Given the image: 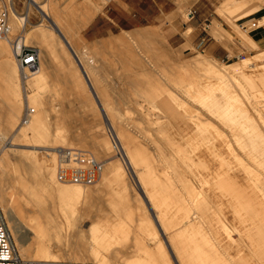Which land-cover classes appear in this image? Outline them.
I'll list each match as a JSON object with an SVG mask.
<instances>
[{
	"label": "bare ground",
	"instance_id": "1",
	"mask_svg": "<svg viewBox=\"0 0 264 264\" xmlns=\"http://www.w3.org/2000/svg\"><path fill=\"white\" fill-rule=\"evenodd\" d=\"M5 1L11 7L10 35L0 37V143L12 138L23 147L0 152V201L21 257L91 264H264L263 52L226 63L201 50L183 61L152 27L88 44L83 31L104 0H26L23 12L15 0ZM33 7L51 26L26 28ZM15 36L21 45L40 46L39 65L22 69L25 85L12 51ZM239 40L257 45L249 33ZM53 52L81 66V76L69 72L66 83L80 89L77 97L86 84L93 88L121 145L96 141V131L68 135L47 126L49 96L41 93ZM110 57L131 63L142 77H109ZM101 69L102 77H96ZM121 83L132 87L115 86ZM26 99L37 109L20 126ZM122 102L141 105L137 123L117 107ZM46 145H86L97 150L90 151L97 159L121 146L127 161L103 163L102 178L92 187L67 183L58 178L56 152L37 149ZM29 213L38 214L34 223Z\"/></svg>",
	"mask_w": 264,
	"mask_h": 264
},
{
	"label": "rangeland",
	"instance_id": "2",
	"mask_svg": "<svg viewBox=\"0 0 264 264\" xmlns=\"http://www.w3.org/2000/svg\"><path fill=\"white\" fill-rule=\"evenodd\" d=\"M39 1H47V0H39ZM58 1H60L61 4H64L66 3L67 0H58ZM104 1H105L104 5L101 7L100 10L97 11L92 21L83 31L82 38L88 44L89 43L95 44V42L97 43V41L100 42L102 40L110 39V37L112 38L114 36L124 34L125 33L124 30H128V31L130 30V32H133L141 28L152 27L157 31L158 30L161 31L158 33L163 32L161 36L164 35L162 37H164L165 42L167 41L166 42L167 44L166 43L165 44L167 49L169 48L168 51L172 52L174 56L176 55L175 56L176 58H179L183 61L184 59L185 60L191 59L195 55L199 54L201 50H204L206 53L211 54L217 60L226 63L237 62L241 58L245 57L246 55H250L251 53L260 54L263 52L262 54H260L261 57L259 61L260 62L264 61V46L259 47L258 45H256V46H252V49H248L243 46L244 43L242 41L238 40L239 38H241L242 34H248V32L252 30V29H247V31H245L246 28H244L243 26L249 24V22H251L256 17H253L247 21L242 22L239 26L236 27L231 26L229 28L224 27L217 20H213L212 24L208 20L204 25L206 28L205 30L203 29V25L198 26L199 22L196 21V19H198L197 16L201 14H203V16L205 17H209V19L211 20L210 13H211V8L213 6L216 9V12L220 14L225 21L231 23L233 21L232 18L234 16L236 17V15L242 18L241 16L242 13L246 14V12L250 11L252 8L255 9V7L257 9L255 10L252 9L253 11L258 10L260 7H264V0H156V4L155 3L153 4L152 2H150V0H133L135 1L134 7H136L139 10L140 14L141 13L146 14V17L141 19L140 24H138L137 26H129L126 23H124L125 26L123 28L117 26V27H112V30H107V27H105L106 29L103 30L101 29L98 32V34H94L92 30H89V27L93 22V20L95 19V17L104 10V8L107 6L110 0H104ZM15 5L19 11L23 12L26 7V0H15ZM191 10H194L196 12L195 13L196 17L193 19H190V15H189ZM263 14L264 13H260L257 14L256 16H261ZM41 22H44L50 26L52 23L50 20L43 19V11L33 7L31 14V23H28L26 28L27 29L33 28L35 24H39ZM107 24L108 26H111L113 22L108 21ZM52 36L53 37L51 38V41L52 42L56 41L55 39H57V37L55 35ZM158 39L156 40V45H159L160 47L163 43L161 40ZM213 40H215V43L213 42ZM6 43L8 44L7 41ZM27 45L36 46L40 49V46L36 43H29ZM52 48L55 49L56 47L52 46ZM226 52L228 53V55H225ZM57 55H59L57 52H53L51 54L52 58L50 57V61L52 63L49 62L50 64L48 67L50 68V71H48L47 69L49 75L47 79H45V82H43L44 87H43V92L41 93L42 97H44L45 95L49 96L48 97L49 100L47 104V107L49 109L46 120L47 126L50 127L51 129L56 128L61 131H65L64 133H67L68 135H70L71 133L81 134V135L94 134L96 131L98 134L96 141L102 142L104 144L106 141H109L110 144L118 143L119 145H121L120 141L117 138V134L115 130L109 125V122L105 117V112L103 110V107L101 106V101H100L101 99L97 95H95V93L93 92V88L91 89V86L89 84H86V86L84 87L85 89L84 88L81 89L82 90L81 92L83 94L81 95V97L78 96L79 97L78 98L75 95V93L80 89L79 88L74 89V87L71 84L66 83L65 78L71 74L73 76L76 75L77 77L81 76L80 75L81 66L77 63L72 65L70 61L71 60L70 56L68 55L61 57L62 59H64L63 61H61L62 59L60 58V56L58 57ZM3 59L4 57L0 56V62ZM101 59H102V53L99 54V60ZM108 60H110V63L113 64V65L112 64L108 65L107 67L110 71H112V73L109 74V77L115 78L118 81L119 79L120 80L122 79L121 81H125L131 78L136 79L142 77L141 75L135 72L136 69L131 63L130 64L125 63V65L124 63L119 64L116 63V61H114L113 57H110ZM172 62H174V60H172ZM98 63H100V61ZM112 66L114 67L112 68ZM78 67L79 70L77 69ZM51 68H54V70ZM69 69H71L72 71ZM74 69L77 71H75ZM22 71L23 70L21 68L20 74L22 81H24L23 83L25 85V78ZM127 71L130 72L133 71V72L130 73L128 76L126 74L122 76L120 75L123 74V72L125 73ZM69 72L71 74H69ZM114 72L118 75H116ZM99 76L100 78L102 77V69L98 72V76L96 75V77ZM0 80H1V75H0ZM115 86L123 87V88H127V86L132 87L130 84H126V83H121L120 85L116 84ZM26 94L27 91L25 90L24 96ZM136 98H138V95L136 96ZM138 100L141 102V103L139 102L140 104L143 103L142 98H138ZM121 104L122 105L118 104L119 106L117 107H120L121 111L126 112L129 115L128 116L126 113H124L128 117V119L130 118V120H132L131 118H133L134 120L137 118L138 116L137 109L141 107L140 104H139L140 106H138V104H135L134 106L133 103H129V102L126 103L122 102ZM28 106L37 109V106L33 104L29 105L26 99V103L23 106L21 117L18 122V125L20 126L24 123L23 114L28 108ZM126 116L123 115L122 117L127 118ZM134 121L137 123L138 120H134ZM7 140L3 141V143H0V152H2L6 148L17 147V146L23 147L21 145L13 144L12 138ZM51 146L52 145L50 146L46 145L45 147L43 146L44 148L38 147L37 149L39 151L41 149L42 152L44 151L47 152L49 150L55 151V148H52ZM78 146L87 149L97 155L96 149H92L91 147L86 145H78ZM98 159L102 160L104 164H106L107 162L116 161V159L118 162L121 160H124V162L127 161L126 154L122 150L121 146L120 147L118 146V149L113 150L111 154L108 153L103 157L101 153L100 157L98 155ZM131 174L132 175H130L131 177L130 180L135 184V189L138 192V194H140L141 191L138 190L139 186L136 183L135 175L133 173ZM101 178H102V174L100 175L96 183H98L101 180ZM67 183H72V182H67ZM94 184L88 186L92 187L94 186ZM140 196L143 197V193L140 194ZM0 205H1V201H0ZM58 211L56 210V212ZM61 213H63L62 210H60L59 214ZM29 214H28L29 215L28 218L32 220L31 221L32 223H34L36 221V217L38 218V214L36 213H29ZM85 228L87 229V226ZM87 234L88 233L86 231L85 235Z\"/></svg>",
	"mask_w": 264,
	"mask_h": 264
},
{
	"label": "built area",
	"instance_id": "3",
	"mask_svg": "<svg viewBox=\"0 0 264 264\" xmlns=\"http://www.w3.org/2000/svg\"><path fill=\"white\" fill-rule=\"evenodd\" d=\"M10 5L5 0H0V37L8 38L10 35L9 9ZM192 16V10L189 13ZM264 25V14L255 18L246 29L259 28ZM16 36L11 39L12 48L17 62L22 69H33L40 63V50L36 46L21 45ZM33 107L28 106L23 114V121L26 122ZM58 156L57 174L62 182H78L91 185L98 181L103 161L98 160L90 151L81 147H58L55 148ZM0 264H91L87 262H66V261H42L27 260L21 257L10 226L6 219L2 206L0 205Z\"/></svg>",
	"mask_w": 264,
	"mask_h": 264
},
{
	"label": "crops",
	"instance_id": "4",
	"mask_svg": "<svg viewBox=\"0 0 264 264\" xmlns=\"http://www.w3.org/2000/svg\"><path fill=\"white\" fill-rule=\"evenodd\" d=\"M153 4H156V0H150ZM135 1L133 0H110L107 6L104 8V10L99 13L93 22L91 23L89 30H92L94 34H98V32L102 29L112 30V27H121L123 28L126 23L129 26H137L141 23V19L146 17V14H140L139 10L134 7ZM196 12L192 10V16L190 15V19H193L196 17ZM264 13V7H260L258 10L253 12V14H250L245 17L234 16L232 19L233 21L231 23L225 21L223 17L216 12V9L212 6L211 8V20L209 17L203 16V14L197 16L198 19V26L203 25V29L205 30V24L209 20L210 23H213V20L219 21L224 27H236L239 26L242 22L247 21L253 17H255L257 14ZM108 21H112L113 24L111 26H108ZM249 35L253 38L255 43L259 47L264 46V27L263 28H254L250 32H248ZM240 39V38H239ZM238 39V40H239ZM241 41V40H240ZM215 43V40H213ZM243 44V43H242ZM244 47L248 49H252L248 44H243ZM225 55H228L226 52Z\"/></svg>",
	"mask_w": 264,
	"mask_h": 264
}]
</instances>
